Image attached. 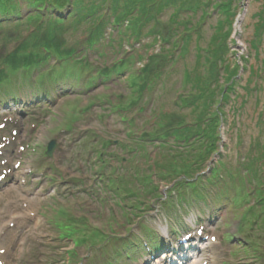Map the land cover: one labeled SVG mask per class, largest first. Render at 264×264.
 <instances>
[{"label":"rangeland","instance_id":"1","mask_svg":"<svg viewBox=\"0 0 264 264\" xmlns=\"http://www.w3.org/2000/svg\"><path fill=\"white\" fill-rule=\"evenodd\" d=\"M212 5L204 7L205 19L189 23L194 30L182 51L181 33L175 32L170 38L175 36L176 45L159 38L152 42L155 36L150 35L130 36L103 46V56L90 53L85 60L93 69L125 65L124 72L95 87L83 82L87 73L77 81L61 77L55 98L39 95L35 105L34 99L19 101L40 84L32 77L13 78L11 86L0 89V264H144L146 258L154 264L171 255L164 251L152 262L147 254L144 261L138 254L141 244L175 247L186 233L203 240L201 264H264V203L258 202V190L264 194V29L256 31L264 0H233L236 15L229 35L215 42L219 15ZM171 11L167 7L158 16L156 29L163 34ZM200 14L198 10L196 18ZM12 24L0 30V60L17 47L16 38L30 31ZM162 47L168 60L159 57L161 78L130 105L132 78ZM211 51L225 60L217 62L212 85L229 84L225 66L237 70L235 82L226 86L232 90L229 99L220 104L224 115L217 153L207 162L208 170L221 159L227 172L220 174L228 181H200L196 193L190 187L179 192L153 175L162 195L150 197L141 186L134 190L139 175L160 156L157 142L145 143L140 151L139 138L153 129L160 113L176 112L193 122L191 108L180 100L191 94L185 71L208 76L210 67L198 55ZM217 92L221 98L219 88ZM119 103L124 108L118 109ZM53 139L56 145L47 156ZM252 158L253 167L247 169ZM167 195L171 197L165 200ZM93 230L102 236L81 246L68 237H89Z\"/></svg>","mask_w":264,"mask_h":264},{"label":"trees","instance_id":"2","mask_svg":"<svg viewBox=\"0 0 264 264\" xmlns=\"http://www.w3.org/2000/svg\"><path fill=\"white\" fill-rule=\"evenodd\" d=\"M170 3L171 0H0V30L6 28L9 23H13L17 28L22 25L30 28L27 36L15 39L18 42L17 47L0 60V88L8 85L13 78H28L37 73L40 84L30 96L35 99L44 94L52 100L55 98L57 82L61 77H73L77 81L82 74L87 73L83 82L87 87H95L98 82L108 81L113 74L124 72L123 61L120 64L114 63L111 68L97 70L85 60L90 53L103 56V46L111 45L115 38L124 39L131 36L134 40H139L140 36L150 35L155 36L152 42L158 41L159 38L167 45H176L175 36L170 38V35L176 32L181 33L182 51L190 40L189 33L194 30L189 23L194 26L208 15L204 7L213 3L212 9L217 10L219 15L215 28L217 35H213L212 42L217 41L222 34L226 38L235 20L233 0H179L176 4ZM167 7H171L172 11L167 20L169 30L167 34H163L162 30L156 27L160 22L158 16ZM198 10L201 14L196 18ZM183 11L191 12L183 15ZM258 16L257 32L264 29V10ZM191 17L195 19V23L190 20ZM225 24L228 25V30L223 32ZM179 26L183 28L177 31ZM106 29L109 31L105 32ZM164 51L162 47L159 54L149 56L147 63L141 68V74L132 78L130 105H135L138 100L143 99L144 92L152 90L161 78L157 67L160 64L159 57H163L164 61L165 57L167 58ZM211 52L208 56L198 55V59L203 58L205 64L210 67L208 76L207 72L185 71V83L190 85L191 94L189 97H180V100L183 107L191 108L195 115L193 122L189 124L185 115L176 112L160 113L156 116L153 129L146 131L139 138L140 151L144 150L145 143L157 142L161 157L155 159L152 168L139 175L133 186L134 190L141 186L140 189L144 188L146 195L150 197L162 195L159 183L153 181V175L161 182L165 181L171 185L172 190L179 192L182 187H190L192 192L196 193L200 181H206L207 184L228 181L220 174L223 170L227 172L221 159L209 172L207 162L217 153L222 119L220 115H224L220 104L229 99V91L232 92L230 86L235 82L237 70H230L229 65L225 66L226 83L229 84L212 85L218 75L217 62L221 60L222 63L225 60ZM43 79L47 82L43 83ZM227 85L230 86L227 88ZM218 88L221 98L217 97ZM213 105L214 109H211ZM117 108L124 107L119 103ZM253 161L255 158L250 159L246 165L247 169L250 168L248 166L253 167ZM259 172L256 171L257 174ZM246 178L243 177L242 180ZM261 192L262 190H258V202L264 203V194L261 195ZM166 193L169 194L170 191ZM248 209L252 212L250 207ZM245 214L244 212L243 216ZM101 236L97 230H93L89 237L68 235L73 239L75 247Z\"/></svg>","mask_w":264,"mask_h":264},{"label":"bare ground","instance_id":"3","mask_svg":"<svg viewBox=\"0 0 264 264\" xmlns=\"http://www.w3.org/2000/svg\"><path fill=\"white\" fill-rule=\"evenodd\" d=\"M169 197H171V195H167L165 197V200ZM191 240H193L192 243H190L188 240V242H186V245L177 244V246H172L171 249L168 250V254L171 255V260L169 264H199L200 261L202 262V259L200 257L204 249L200 246V244L203 245V240L200 238V235L192 236L190 241ZM201 249L203 250L201 251ZM158 262L160 264H168V261L161 262L159 259Z\"/></svg>","mask_w":264,"mask_h":264},{"label":"water","instance_id":"4","mask_svg":"<svg viewBox=\"0 0 264 264\" xmlns=\"http://www.w3.org/2000/svg\"><path fill=\"white\" fill-rule=\"evenodd\" d=\"M55 145H56L55 140H51V141L48 143V147H47V155H51V154H52Z\"/></svg>","mask_w":264,"mask_h":264}]
</instances>
